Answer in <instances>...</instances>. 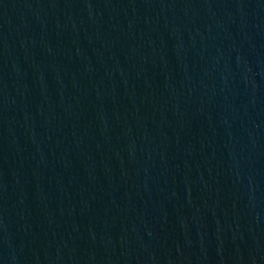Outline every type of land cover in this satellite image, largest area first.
<instances>
[{
	"label": "water",
	"instance_id": "obj_1",
	"mask_svg": "<svg viewBox=\"0 0 264 264\" xmlns=\"http://www.w3.org/2000/svg\"><path fill=\"white\" fill-rule=\"evenodd\" d=\"M0 264H264V0H0Z\"/></svg>",
	"mask_w": 264,
	"mask_h": 264
}]
</instances>
